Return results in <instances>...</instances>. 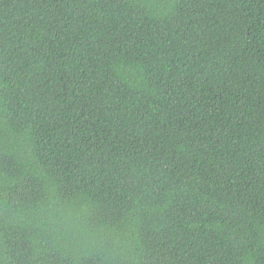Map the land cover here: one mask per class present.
<instances>
[{"label": "trees", "instance_id": "1", "mask_svg": "<svg viewBox=\"0 0 264 264\" xmlns=\"http://www.w3.org/2000/svg\"><path fill=\"white\" fill-rule=\"evenodd\" d=\"M0 264H264V0H0Z\"/></svg>", "mask_w": 264, "mask_h": 264}]
</instances>
